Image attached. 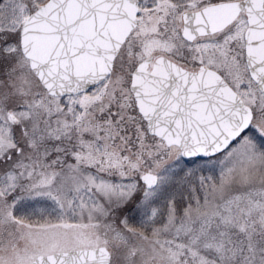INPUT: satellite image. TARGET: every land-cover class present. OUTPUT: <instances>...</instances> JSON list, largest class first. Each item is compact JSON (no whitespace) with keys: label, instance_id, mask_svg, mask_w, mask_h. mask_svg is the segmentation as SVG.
I'll return each mask as SVG.
<instances>
[{"label":"snow or ice","instance_id":"snow-or-ice-1","mask_svg":"<svg viewBox=\"0 0 264 264\" xmlns=\"http://www.w3.org/2000/svg\"><path fill=\"white\" fill-rule=\"evenodd\" d=\"M0 264H264V0H0Z\"/></svg>","mask_w":264,"mask_h":264}]
</instances>
